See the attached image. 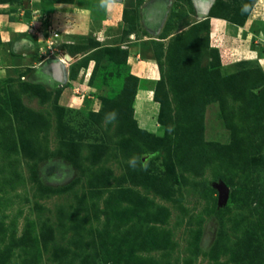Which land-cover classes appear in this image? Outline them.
<instances>
[{
    "label": "rangeland",
    "instance_id": "1",
    "mask_svg": "<svg viewBox=\"0 0 264 264\" xmlns=\"http://www.w3.org/2000/svg\"><path fill=\"white\" fill-rule=\"evenodd\" d=\"M144 1H129L124 34ZM149 1L166 38L147 42L152 132L117 41L53 48L34 0H0V264H264V0ZM53 50L64 82L29 65Z\"/></svg>",
    "mask_w": 264,
    "mask_h": 264
},
{
    "label": "crops",
    "instance_id": "2",
    "mask_svg": "<svg viewBox=\"0 0 264 264\" xmlns=\"http://www.w3.org/2000/svg\"><path fill=\"white\" fill-rule=\"evenodd\" d=\"M129 1L131 0H73L72 2L34 0L36 7H38L36 11L38 10L41 15L47 14L46 16L49 21V27L45 29L47 34L45 33L44 35L50 42V46L57 44L59 40L67 41V38L75 39L77 36H90L100 43L108 42V40L111 42L113 41V43L117 41L114 46H119L125 50L127 54L126 63L131 75L138 77L140 81L147 84L140 86L137 89L135 99V118L142 128L152 132L158 130V123L155 124V118H153L152 114H156L160 108V104L156 101L155 95L156 84L161 79V70L157 63L156 56L152 53L150 45L147 44V42L166 41V38L161 35L163 13L162 11L157 12L152 7L150 8L151 2L145 0L140 6L141 9L138 11L139 19L136 29L131 30L128 34H124L122 30L125 27H130L129 25L132 14L130 11H127L131 8L129 7ZM7 18L8 17L3 16L2 19L4 26L3 33L9 35L11 34L13 25L9 19L6 20ZM37 18V24L42 26V24H44L42 22L43 19L41 20L40 17ZM206 19H210V17L207 18L205 15L203 20ZM211 22L214 24V21ZM51 29H54L55 33L52 32ZM238 33L236 27L232 28V26H229L226 35L221 34V36L224 39H227V34H234V38H238ZM55 38L57 39V42L53 43ZM4 39L6 40L7 38H3V40ZM38 40L41 42L42 38L40 37ZM25 43L24 39V44ZM241 47L240 44L237 47H223V52L226 54V52H230L231 49L236 50ZM17 49H19V47H17ZM65 51L67 50L65 49ZM44 53L45 55L40 56L37 60L32 59V63L29 65L39 73L42 71L45 73L47 72L46 75L50 77L52 68L49 67L46 71L45 68L44 70L42 69V65L46 66L47 63L58 54L55 53V50H53L51 54H48L47 51ZM69 54L70 57L73 55L71 53ZM78 55H80V57L82 56V54ZM24 56H26V54H24ZM12 58L18 59V61L15 60L16 64L26 62V59L24 58L25 61H20L22 57L17 55L12 56ZM6 59V57L2 56V60H4L6 67H13L11 61ZM90 61L91 64H89L90 67L88 70L91 72L95 60L92 59ZM83 72L84 70L79 71L78 78L82 77ZM90 72L89 74H85L84 78L90 76Z\"/></svg>",
    "mask_w": 264,
    "mask_h": 264
},
{
    "label": "water",
    "instance_id": "3",
    "mask_svg": "<svg viewBox=\"0 0 264 264\" xmlns=\"http://www.w3.org/2000/svg\"><path fill=\"white\" fill-rule=\"evenodd\" d=\"M52 68V76L58 82H64L67 77V71L65 63L59 58H53L49 63ZM219 188L222 196L220 197L221 204H224L229 197V187L225 183H217L215 185Z\"/></svg>",
    "mask_w": 264,
    "mask_h": 264
},
{
    "label": "trees",
    "instance_id": "4",
    "mask_svg": "<svg viewBox=\"0 0 264 264\" xmlns=\"http://www.w3.org/2000/svg\"><path fill=\"white\" fill-rule=\"evenodd\" d=\"M55 1H60V2H72L73 0H55ZM206 20H207V19H206ZM97 48H99V47H97ZM168 55H169V54H168ZM167 57H168V56H167ZM84 58H85V57H84ZM126 58H127V54H126ZM92 59H93V58L90 57V58L88 59V61H90V60H92ZM126 60H127V59H126ZM88 61H87V63L84 65L85 67L88 66V63H89ZM80 67H82V66H80ZM76 73H77V72H76ZM131 76H132L133 78H135L136 80H139L138 77H136V76H134V75H131ZM71 78H72V79H75V78H76V75L73 74V73H71ZM139 81H140V80H139ZM158 90H159V89L156 90V95H157L156 97H158V92H157ZM263 194H264V193H261V194H260V199H261V201L264 203V195H263Z\"/></svg>",
    "mask_w": 264,
    "mask_h": 264
}]
</instances>
